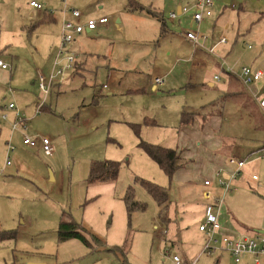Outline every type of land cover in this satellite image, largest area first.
Wrapping results in <instances>:
<instances>
[{
	"label": "rangeland",
	"instance_id": "374dc122",
	"mask_svg": "<svg viewBox=\"0 0 264 264\" xmlns=\"http://www.w3.org/2000/svg\"><path fill=\"white\" fill-rule=\"evenodd\" d=\"M29 1L0 0V32L1 41L4 43L11 42V32L15 27L24 23L26 15L23 10L27 8ZM104 1L108 3L113 0ZM141 1L152 2V0ZM168 1L170 0H154L152 3L157 10L163 12L166 24L171 29L169 34L173 36L175 45L161 41L160 47L154 49L153 44L161 39L160 32L158 34L157 27L151 28L149 21H146L147 23L138 22L136 23L137 30L143 27L141 37L130 29H126L127 39L125 41L122 33L116 40L99 41L98 47L104 48L111 45L114 57L106 56L105 61L103 55L107 54L99 52L98 55H92L87 59L84 70L76 73L73 68L63 77L58 76L57 79H53L67 81L51 87L44 100L51 110L46 109L35 113L37 108L36 106L33 108L30 99L24 103H20L17 98L14 100L27 119L28 126L25 133L35 137L46 136L50 138L51 144L53 142L57 145L55 146L57 151L53 157L45 158L35 153L32 155L34 161L24 160V167L16 176H6L3 179L7 183L3 189H7V195L13 197V200L7 203L6 199H0V220L2 222L9 225L7 221L12 218L18 223L20 220L14 208L19 205L22 195L27 198L26 210L22 212L24 218L22 221L27 224V229L37 233L30 235V247L34 253H44L41 254L42 256L31 254L30 259L49 258L51 256L48 257V254H52L57 257L58 262L71 257L77 258L76 262L71 264H119L122 253H124L130 264H172L173 253H176L178 257H183L185 242L183 243L177 234L178 226L183 223L178 221L180 217L185 220L189 219L188 231L191 239L196 238L199 214H179L181 205L176 204L175 211L170 210L171 222L168 223V233L165 234L166 238L172 242L161 241L158 226L162 227L163 224L161 225L157 219L159 207L141 181L148 180L165 188L173 199L175 196L177 197L175 199L190 198L192 209L199 202L198 190L194 185L196 179L192 178L191 183L184 182V185L177 182L179 180L172 179V176H168L139 146L141 141L170 149L178 147L180 153L189 149L192 158V155L193 157L197 155L198 148L204 150L206 146L204 141L206 142L209 137L202 136V131H205L206 127L201 125L206 124L210 115L214 114L215 118L212 123H216L217 128H210L209 135L218 139L223 153H235L246 159L245 169L253 166L252 162L256 159H253L249 153L257 144H253L247 138L253 135V125L264 132V117L261 111L238 82L231 84L230 87L241 93L234 94L230 99L225 93L204 97L200 89H188L182 87L184 84L181 86L177 84V80H196L195 73L188 77L187 70L191 65L185 60L191 53V45L183 41V35L191 24L186 21L189 14L185 19L171 20L167 18L169 14L167 6H156L157 2L165 4ZM172 1L175 4L181 1L188 3L186 0ZM241 1L245 10L239 13L241 20L238 30L239 33H244L243 36L240 35L234 43L236 22L234 27L220 28L216 32L218 36H225L228 42V45L221 50L232 46L230 53L229 51L223 53L222 59L225 64L224 69L230 68V72L236 76L239 75L238 70L241 66L251 65L254 55L261 47V37L264 34V18L259 19L250 30L246 31L249 24L254 23L260 12L264 11V0ZM64 2L71 8L70 10L76 7L75 9L80 12L83 11L80 5L84 2L89 3L86 5L87 10L95 9L99 5L96 0H60V5H64ZM229 8L231 7L228 6V10ZM235 12L236 9H233V15ZM108 33L110 32H106L103 36ZM171 49L173 51L171 58L178 56L179 62L176 63L172 73L162 79L176 80L172 89L166 87L167 83H163L159 88V93L153 96L145 93L127 94L125 88L128 84L140 83L149 80L156 73H161V69L168 63L167 50ZM8 60L11 66V61L9 58ZM133 64L138 68L130 70L129 67ZM108 65L115 68L113 73L107 69ZM12 70L19 72L22 67L19 63L15 65L12 61ZM126 72L128 73L124 76ZM208 72L211 75L212 69L207 71L206 75ZM260 80H262L260 82L264 81V75ZM110 90L111 94H109ZM97 92L99 96L95 95ZM8 101L9 97H0V103L8 104ZM209 101L211 102L208 103ZM25 103H28L27 111L22 109ZM182 111H199V116L193 126L178 127ZM145 117L150 118L156 124L145 125L143 122ZM23 135V133L15 132L14 143L18 142L21 145ZM1 138L0 155L4 151V140ZM235 148L238 152H234ZM192 151H195L194 154ZM105 159L118 162L116 178L89 180L91 163ZM186 161L188 162L187 159ZM180 162L181 165L184 163L182 159ZM260 162H263L264 166V161ZM197 169L194 171L195 176H200ZM39 178L46 180L45 186L42 189L39 187L40 190L34 186L30 188L28 181L37 184ZM0 181L2 183V180ZM129 191L131 200L143 204L144 209H136L128 214L124 198ZM183 192H186L187 196ZM7 205L11 208V212L4 209ZM61 211L64 216L69 214L80 224L81 232L91 240L90 246L78 239L57 243L58 220H54V213L58 214ZM94 235L100 238L103 244L97 249L91 238ZM167 245L171 249L169 255L164 253ZM200 249L199 246L193 248L195 250L193 257L199 254ZM199 256L197 264H212L210 257L213 255L203 253Z\"/></svg>",
	"mask_w": 264,
	"mask_h": 264
},
{
	"label": "crops",
	"instance_id": "0c3cea01",
	"mask_svg": "<svg viewBox=\"0 0 264 264\" xmlns=\"http://www.w3.org/2000/svg\"><path fill=\"white\" fill-rule=\"evenodd\" d=\"M34 1L42 3L43 8L36 9L29 4L27 5V8H23L24 14L26 15V17H24V23L15 27L11 32V42L4 43V41H1L0 32V60L8 63L9 58L11 61V66L9 69L0 67V97H9L8 103L14 102L15 105L16 102L14 100L16 98L20 103H24V101L26 102L28 99H30V103L33 108L34 106H37L39 98V100H41V105L38 112H36L35 109V113H39L43 110L45 111L46 109L51 110V108L47 106L44 101L48 96L51 87L53 85H59L60 82L67 81L56 80L57 78L55 80H52L49 84L50 88L46 95L41 94L37 82L38 74L48 76V74H50V72L55 69L54 62L58 54L60 44L61 27L62 23L66 20L83 24L87 19L90 18H98L100 16H107L108 18L107 23H98L94 29H85L80 34L75 35L74 40L67 47V50L76 58L74 65L70 69H65L62 75L59 76L60 78L63 77L66 72L70 71L73 68L74 72L76 73L78 71L84 70L87 59L92 55H98L99 52L107 54L103 55L105 61L107 60L106 56H113L111 45L104 48L97 46L100 40L106 39L108 40V42H110L119 38L120 33H122L124 38L123 40L125 41L127 39V34L125 32L126 29H130V31L137 33L138 36L141 37V33H143V27H139L140 29L137 30L138 26H136V23L138 22L147 23L146 21H149L150 27H157L158 34L160 32L161 39L160 41H156L153 44L154 49L160 47L161 41L169 42L170 44L174 45L176 44L173 36H170L169 34V30L171 29H169L166 24V19L163 12H160L156 9L155 6H153L152 2L154 0H152V2H143L141 0H113L112 2L109 1L108 3L104 0H96L97 4L99 5H97L95 9L91 10L86 9V5L89 3L84 2L80 5L81 10L83 9V11L80 12V16L78 18L72 16L70 10L71 8L65 2L64 5L61 6L60 0ZM186 1H188V3H183L181 1V3L175 4L174 1L170 0L165 4L162 2H157L156 4V6H167L169 14L171 12H175V18H170L168 14L167 18L171 20L185 19L189 14L186 21L191 25L187 28L186 32L193 30L198 33L196 44L192 43L188 38H186V32L183 35V41L191 45V53L185 60L189 61L191 65V67L189 66V69L187 70V73L189 75L188 77L193 75L192 73H195L196 76L194 77L196 80H177V84H179L180 86L184 84L182 87H187L188 89H200L199 91L204 95V97H208L211 94L215 95L217 93H225L226 91H228L229 87L232 84L230 82V78L233 77V80H237L240 86L244 88L243 91H245L258 106L256 98H264V81L260 82L262 80H259L257 83L245 85L238 76L230 72V68L227 67L226 69H224L225 64L223 63L224 60L222 59V57H224L223 53L225 51H229L230 53V51L232 50V46L226 47V49L224 48L221 50V48L228 45L227 39L225 43L217 44L214 51H210L211 46L218 42L221 37H225L223 35H217L216 32L220 28H232V26H235L236 22L233 38L234 43L237 42L240 35L243 36L244 33H239L238 30L240 28L239 22L241 20V16H239V13L244 12L245 10L243 2L241 0L238 2H232L231 0H217L215 6L213 7V14L209 17H204L199 22V24H197L192 19V6L195 0ZM138 6H140L142 9H139ZM185 6H189L190 8L187 12H182V7ZM228 6L231 7L229 8L230 10H228ZM73 8L75 9L76 7ZM136 8H138V10H136ZM233 9H236L234 15L232 13ZM147 10L158 13L163 20L160 21L158 16L155 17L151 15ZM263 18L264 11L260 12L254 23L251 22L249 24L246 31L250 30L259 19L263 20ZM133 26H135L136 29ZM108 31L110 33H108V35L106 36H103ZM261 40V47L257 54L254 55L251 65L248 66L262 70L264 75V34L261 37ZM248 48H250V45H248ZM167 51L168 63L163 69H161V73H156L149 80H144L140 83L136 82L133 83V85L128 84V87L125 88L127 94L135 95L145 93L147 95L153 96L159 93V88L163 85V83H167L166 87L172 89V86H174V82L176 80L164 79L172 73L176 63L179 62V57L174 56L173 59L171 58L173 53L172 49ZM12 61L15 63V65L19 63V65L22 67V70L19 72H13ZM129 68H131L130 70H135L138 67L133 64ZM107 69L111 73H113L112 71L115 68L108 65ZM210 69H212V74L210 75L208 72V74L206 75V72ZM127 73L128 72H126L124 76H126ZM135 74H137V72ZM156 77L164 78L162 79L163 81L161 84H156L154 82V79ZM133 80L136 81V79ZM111 93L112 91L110 90L109 94ZM95 95L99 96V92H97ZM210 102L211 101H209L208 103ZM6 105L7 104L5 103H0V114L5 112L7 115L5 119L0 118V138L2 137L1 139L4 140V151L0 155V180H2V183L0 181V194H3L0 196V199H6L5 201L7 203H11L13 197L7 195V189H3L5 184H7L3 179L6 176H16L18 172L24 167V160L34 161V156L32 155H35V153H39L45 158L53 157L55 155V152L57 151V148H55V146L57 147V145L53 144L52 142L51 154H45L40 148L33 149L24 145L23 143H21V145L18 144V142L14 143L15 132H20L24 135H28L27 133H25L28 126L27 119L24 117L25 115L20 111V109H18V107L16 106L19 113L22 116L24 115L23 117L26 122V127L24 129H12V123L15 119V111L7 109ZM27 107L28 103H25V105L22 107L23 111H27ZM259 110L261 111L260 108ZM262 115L264 117L263 113ZM214 116L215 115H210L206 124L201 125L203 127H206V130L202 131V136L206 135L207 137H209V139L206 140V142L204 141V143L206 144L204 150L202 148H198L197 155H194L195 158L193 157V155L192 158L190 157L189 149H187V151H185L184 153H180L178 147H175L176 150L179 151L180 157L182 161H184V163L173 173L172 179H177L179 180L177 182H181L184 185V182L191 183L192 178H195L196 183L194 185L198 190L199 202L191 209V202L189 201L190 198L188 199V197H186V200H184L183 197H180V199H175L177 198L175 196V198L173 199V197L169 196V193L167 191L168 202L166 207V219L165 221H163L157 216L158 221L161 223V225L163 224L162 227L158 226V228L160 229L159 235L161 236V241L165 243L172 242L171 240H168V238H166L165 234L166 232L168 233L167 225L171 222L170 210L174 208L176 209L175 205L177 204L181 205L179 214L183 215L186 213H193L194 215L199 214L200 216L196 227L199 233L197 232L196 238L192 237V239L188 231V228L190 227V225L188 224L190 222L189 219L185 220L183 217H180V221H178L183 224L178 226L177 234L180 240H182L183 243L185 242V247H183L184 255L183 257L179 256L181 264H190L193 261H195L194 264H197L200 257L199 255L203 253L213 255L212 257H210L212 258L210 260L212 264H264V254L260 255L258 261H255L254 257L250 254H243L240 261L236 263L234 262L230 252L219 242V239L222 235H227L230 237L241 235H255L260 234L255 231L256 229H264V166L263 162H260L264 161V150L263 155L260 157L257 156L261 155V153H254L257 152L258 149L264 148V132L261 129H256L253 125V135L252 137H248L247 139H250L253 144H257L256 146L252 147L249 153L253 156V159L256 160L252 162V167H248L247 169H245L247 163V160L245 159L246 163L241 168L236 179L233 181L231 190L228 192H223L221 187L219 186L218 181L220 178H226L231 169L226 163V158L229 156H234L240 159L244 158L236 155L235 153H223L222 145L220 144L218 139L216 137H212V135H209L210 128H217L216 123H212V120L215 118ZM146 119L147 121H145ZM148 119L151 120L147 117L143 119L145 125H148L149 123L156 124L153 120L148 121ZM194 123L188 126H193ZM213 125H215L216 127H213ZM183 142L185 141L183 140ZM198 144L199 143H197V145ZM10 146L13 147V150H9ZM237 149L239 148L237 147ZM237 149L235 148L234 150L236 151L234 152H238ZM194 152L195 151H192V154H194ZM185 158L188 160V162ZM7 160L10 161L9 164L6 163ZM196 168H198L197 171L200 176H195L194 171L196 170ZM217 171H219V175H217ZM253 175H256V178H253ZM205 179H209L211 182V185L207 188L203 185V181ZM51 180H54L52 176ZM45 181V179L39 178V180L37 181L38 185L31 181H28V185L29 187L34 186L38 190H40V188L42 189L45 186ZM156 182L159 184L158 181ZM205 189H209L215 197L221 196L223 198L222 203L215 210L218 213L220 229L219 232H217V234L215 235V238L218 241L213 243L214 248H212L210 253L203 252V245L206 242L207 238L205 234L198 228L199 224L203 221L204 208L208 203V200L204 199L202 195ZM26 191H28L27 188ZM183 194L187 196L186 192H183ZM21 198L22 199H20L19 205L14 208V212L17 213L18 219L20 221H18L17 223L11 218L7 221L9 225H6V222H2V220H0V232H7V235L4 236V238L0 239V264H28L29 262L43 264H71L72 262H76L75 260L77 258L72 257L58 262L57 257L52 254H48V257L51 256L49 258L41 257L40 259H30L31 254H39L40 256H42L41 254L44 253H34V251L31 250L30 235L33 236L37 233L27 229V224L22 221V219H24L22 212L26 210L25 201L27 198L25 197V195H22ZM4 209L7 212H11V208H9V205L4 207ZM174 216H176V213H174ZM61 217L62 211L58 214L54 213V220H58V225ZM58 225H56V240L58 244L68 241L69 239H76L69 238L60 241L57 235ZM85 238L87 240V244L85 245L90 246L91 240H89L86 236ZM91 238L95 243L96 249L103 245L102 240L97 236L94 235ZM168 245L164 248V253L169 255L171 249ZM195 246H199L201 249L199 254L196 257H193L195 253H193V251H195L193 250V248ZM112 249L113 248H111V250ZM174 255L177 256L176 253H173L172 261ZM124 259L128 261L126 255L122 253L119 264H121ZM52 260L54 261L52 262ZM172 264H175V262L173 261Z\"/></svg>",
	"mask_w": 264,
	"mask_h": 264
},
{
	"label": "built area",
	"instance_id": "2783aa9c",
	"mask_svg": "<svg viewBox=\"0 0 264 264\" xmlns=\"http://www.w3.org/2000/svg\"><path fill=\"white\" fill-rule=\"evenodd\" d=\"M217 0H195L193 3V12L192 19L199 24V22L204 17H209L213 14V7L215 6ZM29 5L36 8L42 9L43 4L34 0L29 2ZM189 6L182 7V12H187L189 10ZM71 14L73 17L78 18L80 16V11L76 9L71 10ZM175 12H171L169 14L170 18H175ZM108 22V18L106 16H102L98 19H88L85 23H74L69 20H66L62 23L61 33H60V44L58 49V54L56 56L54 66L55 69L45 76L43 74H38L37 82L38 87L42 95H46L50 88V82L62 75L65 69H70L74 65L75 56L71 54L67 47L74 40L75 35L80 34L85 29L92 30L94 29L98 23L104 24ZM186 38H188L192 43L196 44L198 39V33L196 31H187L185 33ZM226 38L221 37L218 42H216L213 46L210 47V51H214L215 46L219 43H225ZM0 67L4 69H9L10 65L3 60H0ZM238 77L245 85L257 83L263 76L262 70L254 69L248 65L241 66L239 69ZM217 78V76H216ZM162 77H156L154 82L156 84L162 83ZM41 100L38 99L37 102V112L39 111ZM256 102L261 109V112L264 114V98L257 97ZM6 108L9 110L15 111V119L12 123V129H24L26 127V122L24 117L19 113L14 102H9L6 105ZM7 117L6 113L3 112L0 114L1 119H5ZM22 143L30 148L36 149L40 148L43 153L51 154L52 152V144L50 138L44 137H35L30 135H24L22 139ZM9 150H13V147L10 146ZM264 148L258 149L256 153H261L257 157L263 155ZM7 164L10 163L9 160L6 161ZM227 165L231 168L228 176L223 179H219L218 183L223 192H228L232 188V183L238 176L241 168L246 163L245 159H240L234 156H229L226 158ZM219 175V171L216 172ZM256 178L255 175L252 176ZM203 185L207 188L211 185L209 179H205L203 181ZM203 198L208 200V203L204 208V217L203 221L199 224L198 228L201 232H203L207 238L206 242L203 245V252L210 253L212 248H214L213 243L218 240L215 238L217 232L220 229V223L218 221V213L215 211L216 208L222 203L223 198L221 196L215 197L209 189H205L203 191ZM219 242L230 252L233 257L234 262H239L243 254H250L254 257L255 261H258L260 255L264 254V234H255V235H241L236 237H230L227 235H222L219 239ZM173 261L175 264H181L178 256H173ZM195 261L190 264H194Z\"/></svg>",
	"mask_w": 264,
	"mask_h": 264
},
{
	"label": "trees",
	"instance_id": "16d2710c",
	"mask_svg": "<svg viewBox=\"0 0 264 264\" xmlns=\"http://www.w3.org/2000/svg\"><path fill=\"white\" fill-rule=\"evenodd\" d=\"M139 9H142L138 6ZM136 8V10H138ZM151 15L159 18L160 21L163 19L159 16L158 13H154L150 10H147ZM231 77L230 79H232ZM232 84L237 82V80H230ZM245 92V91H244ZM241 93L238 91L230 90L225 92V95L230 99L234 94ZM214 115V114H212ZM199 116V111H182L180 113L179 128L192 125L197 117ZM147 121V119L145 120ZM148 121H151L148 119ZM259 129V128H256ZM139 146L145 151V153L154 160L160 168L168 175L172 176L173 173L180 168L181 166V157L180 153L176 149L165 148L157 144H151L145 141H141ZM118 162L113 160H95L90 165V171L88 179L91 181L102 180V179H115L118 172ZM143 187L151 194L156 203L158 204V218L165 221L166 219V207L168 202V193L165 188L150 182L148 180L141 181ZM131 192L129 191L125 198L124 202L126 203V210L128 214L131 211L136 209H144L143 204H138V202L131 200ZM62 214L61 220L58 225L57 235L60 241L76 238L82 241L84 244H87V240L83 233L81 232V227L78 222H76L69 214ZM9 233V232H8ZM7 235V232H0V239L4 238ZM121 264H130L126 259L123 260Z\"/></svg>",
	"mask_w": 264,
	"mask_h": 264
},
{
	"label": "water",
	"instance_id": "95a60500",
	"mask_svg": "<svg viewBox=\"0 0 264 264\" xmlns=\"http://www.w3.org/2000/svg\"><path fill=\"white\" fill-rule=\"evenodd\" d=\"M255 231L257 233L264 234V229H256ZM28 264H43V263H33V262H29Z\"/></svg>",
	"mask_w": 264,
	"mask_h": 264
}]
</instances>
